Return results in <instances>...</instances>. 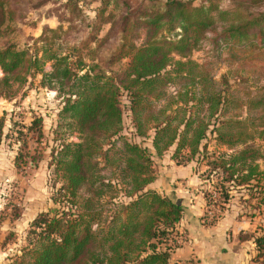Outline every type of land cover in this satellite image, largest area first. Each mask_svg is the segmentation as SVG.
I'll use <instances>...</instances> for the list:
<instances>
[{
	"label": "trees",
	"instance_id": "16d2710c",
	"mask_svg": "<svg viewBox=\"0 0 264 264\" xmlns=\"http://www.w3.org/2000/svg\"><path fill=\"white\" fill-rule=\"evenodd\" d=\"M222 1L66 0L67 28H44L31 47H0V99L11 100L39 76L60 107L48 164L58 185L52 202L60 207L35 217L7 264H170L168 242L183 209L149 189L154 159L168 152L176 166L205 168L200 174L212 182L203 194L207 206L215 193L224 212L231 193L243 191L247 199L239 203L247 211L240 217L264 224V91L234 99L224 76L215 82L189 58L209 34L216 53L223 48L227 62L264 79V0H227L224 11ZM17 2L0 0V39ZM91 2L101 4L93 20L79 8ZM10 124L16 168L37 166L42 117ZM72 135L78 142L67 141ZM248 241L252 262L264 264V225L239 233V243Z\"/></svg>",
	"mask_w": 264,
	"mask_h": 264
},
{
	"label": "rangeland",
	"instance_id": "374dc122",
	"mask_svg": "<svg viewBox=\"0 0 264 264\" xmlns=\"http://www.w3.org/2000/svg\"><path fill=\"white\" fill-rule=\"evenodd\" d=\"M65 3L66 0H19V2L12 4L10 8H12L14 17L6 24V36L0 39V47L7 44H14L20 49L31 47L33 41L40 37L44 28L56 29L59 25H62L63 28H67L68 24L63 19L67 18L64 10ZM195 3H198V1ZM100 6L101 4L99 2H91V4L88 3V5L80 4L79 8L82 10L84 16L89 20H93ZM226 8H228V1L223 0L219 4V9L224 11ZM108 28V25H104L100 30L99 37H103L107 33ZM175 34H179V30H176L174 34H165V36L167 40H174L177 38ZM210 39L211 35L207 34L199 47L192 51L189 56L191 61L201 68L208 69L210 76H212V79L217 83H219L221 77L224 76L231 86L230 94L234 99L237 98L238 100L241 99L245 101L247 97L264 91V79L260 80L257 74H250L246 69H240L237 64L227 62L226 59L228 56H226L225 50L220 48L216 53L212 49ZM247 63L248 62H246V64ZM123 65L124 63H122V66ZM44 71L45 73L51 71L50 63L45 65ZM236 77H238L239 80L237 79V81H235ZM39 83V76L29 78L28 83L24 87L15 91L11 100L0 99V122H2L4 126L0 136V264H7L8 260L19 253L25 246L24 240L29 226L38 214L51 211L57 207L59 209L60 207L58 205H53L52 202L58 185H53L51 170L48 167L50 163L49 156L54 147V143L52 142V128H54L56 116L60 108L59 101L55 92L46 88H41ZM174 89L175 88L168 89V93L174 94ZM122 103L125 104V101ZM32 116H40L43 119L42 131L44 140L41 147V159H39L35 167L29 164L23 167V169H17L14 164V159L18 146L14 145L15 141L7 138V134H9V129L11 127L10 121L13 119L15 122L19 123V121H23L25 124H28ZM124 121L127 126V120L125 119ZM67 141L76 143L78 142V137L77 135L69 136L67 137ZM255 145L257 144L255 143ZM31 146L32 145H30V147ZM146 146L149 147V144ZM33 147H31V151ZM208 150H212L211 144H209ZM29 151L30 150H28V152ZM31 151L30 155L32 156L33 153ZM169 155L170 152L160 160L162 161L163 158H165L164 163H166L167 160L170 162L171 159L168 158ZM168 164L170 170L175 169L176 171H181L183 168L187 170L191 169L192 172L195 170L197 172L195 175L201 182L202 196L205 192L210 190L209 186L212 182L200 174L203 173L205 169L202 165L197 167L193 162L184 166H176L173 161L164 165ZM100 170V175L107 176V171H104L103 166H100ZM154 171L156 177L165 175L162 174V172L159 174L155 165ZM169 172L170 171L165 170L164 173L168 174L165 177L171 179V175L174 174L173 172ZM199 176L201 178H199ZM190 191H192V188H190ZM193 193L194 192H189L191 197ZM110 195H106V197L101 200L106 211H108L107 202L109 201ZM244 195L243 191L240 193L232 192V200L229 206L225 207L226 210L222 212L219 219L214 218V216L220 214H215L214 211L207 214L206 211L208 208H205L204 215L206 216L207 214V218L204 219V222L208 229H211L212 226L217 227V229H211L212 231H219L225 228L228 229L224 232V235L221 236H219L217 232H214V234L211 235L212 240L222 237L226 242L232 243L234 238H236L237 241L235 240L234 242L238 243V235L240 232H253L257 226L264 225L260 217L255 218L250 225L246 224L248 222L250 223V220L245 217L240 221H234L230 227L226 225L225 219L228 215L234 218H236L235 215H238L237 218H240L241 215L246 213V206L244 204L240 205L239 203V199H247ZM180 196L181 194H175L173 197L177 199L176 197ZM122 200L124 199L122 198ZM205 203L207 204V200H205ZM16 215H18L19 218L15 219L14 216ZM235 234L236 236H234ZM173 239L175 244L173 242H168V245L172 248L171 252L185 246L184 244L186 241L183 234H175ZM238 244H243L241 249L249 255L250 259L247 261V264H252L251 259L255 257L252 243L248 241ZM170 264H172V262H170Z\"/></svg>",
	"mask_w": 264,
	"mask_h": 264
},
{
	"label": "crops",
	"instance_id": "0c3cea01",
	"mask_svg": "<svg viewBox=\"0 0 264 264\" xmlns=\"http://www.w3.org/2000/svg\"><path fill=\"white\" fill-rule=\"evenodd\" d=\"M168 158H170V155ZM164 159L162 161L155 159L154 162L157 167V172L159 174L162 172L165 175L156 177L155 181L149 186V189L173 199L175 194H181L180 197L174 199L176 202H180L179 206L183 209L182 218L176 225L175 232L178 235L183 234L186 241L184 247L171 252L170 262L172 264L185 261H193L195 264H247V261L250 260L249 255L241 249L243 244L234 242L236 238H234L232 243L226 242L222 237L211 239V235L214 232H217L221 236L228 229L212 231L217 229V227L212 226V230L206 227L207 225L204 222L206 203L201 194V182L195 175L197 172L195 170L192 172L191 169L187 170L184 168L181 171H176L175 169L170 170L169 164H164L171 163V160L170 162L167 160L164 163ZM165 170L170 171L169 173L173 172L174 175H171V179L165 177L168 175L164 173ZM199 178L201 177L199 176ZM190 188H192V191H190ZM189 192H194L192 197L190 195L192 193L189 194ZM235 216L236 218L228 215L225 219L228 227L232 226L234 221L237 222L243 219V217L237 218L238 215ZM246 224L250 225L252 221ZM252 260L251 263L254 264Z\"/></svg>",
	"mask_w": 264,
	"mask_h": 264
},
{
	"label": "built area",
	"instance_id": "2783aa9c",
	"mask_svg": "<svg viewBox=\"0 0 264 264\" xmlns=\"http://www.w3.org/2000/svg\"><path fill=\"white\" fill-rule=\"evenodd\" d=\"M211 200H212V204L210 205V206H207L206 205V207L208 208L207 209V214L208 213H212L213 211H214V213L216 214H220V215H216V216H221V214H222V210L219 208V205H216L215 203H217L218 202V197H217V195L215 194V193H212V195H211ZM210 209H212V210H210ZM207 214H206V218H207ZM215 218V217H214ZM205 219V218H204Z\"/></svg>",
	"mask_w": 264,
	"mask_h": 264
},
{
	"label": "water",
	"instance_id": "95a60500",
	"mask_svg": "<svg viewBox=\"0 0 264 264\" xmlns=\"http://www.w3.org/2000/svg\"><path fill=\"white\" fill-rule=\"evenodd\" d=\"M177 205H180V202L179 201H177Z\"/></svg>",
	"mask_w": 264,
	"mask_h": 264
}]
</instances>
